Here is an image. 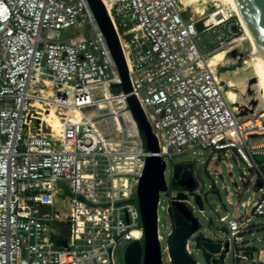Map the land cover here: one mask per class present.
<instances>
[{"label":"built area","instance_id":"2783aa9c","mask_svg":"<svg viewBox=\"0 0 264 264\" xmlns=\"http://www.w3.org/2000/svg\"><path fill=\"white\" fill-rule=\"evenodd\" d=\"M103 2L166 167L167 159L174 165L197 148L225 155L232 149L257 171L241 177L255 188L244 210L236 206L232 219L219 221L229 230L234 264H259V248L243 234L264 229V221L251 224L264 217V161L256 159L264 154V110L245 118L236 112L209 65L212 54L198 43L201 33L214 31L224 48L221 27L234 14L216 7L198 15L177 0ZM68 28L77 33L62 37ZM121 83L88 0H0V264H118L120 250L125 260L132 241L144 242L138 186L153 152ZM53 114L63 126L59 134L48 119ZM63 192L67 212L54 209ZM159 218L162 264H172ZM54 221L69 230L62 244Z\"/></svg>","mask_w":264,"mask_h":264},{"label":"rangeland","instance_id":"374dc122","mask_svg":"<svg viewBox=\"0 0 264 264\" xmlns=\"http://www.w3.org/2000/svg\"><path fill=\"white\" fill-rule=\"evenodd\" d=\"M202 2L203 8L207 13L215 11L217 8L214 4L217 0H198ZM185 3V4H184ZM191 3V4H190ZM195 1L181 0L182 6L191 5L196 14L200 15V11L195 10ZM194 4V5H193ZM225 16L231 15V9L229 7L223 8ZM234 15L227 22L224 27H221V31H226V37L228 44L220 49L219 40L217 38L218 33L214 31H206L201 33L198 43L200 48L204 52L214 54L216 51L228 48L227 57L221 64L215 65L210 59L209 62L216 69L217 75L224 84V90L227 91L228 98L231 105L235 108L236 112L242 116V118L248 117L253 113H258L264 110V73L260 66H255L259 73L255 74L252 63L255 61L251 57L253 46L245 31L241 25L239 18ZM212 19V18H211ZM77 28H68L61 31L62 37H67L77 33ZM231 47V48H230ZM233 48V49H232ZM249 61L248 66L245 62ZM243 65V66H242ZM245 67V69H238ZM223 78V80H222ZM234 81V83H233ZM206 151L202 148H197L194 151L185 153L180 157V163L174 164L167 159V167L165 171V179L168 187H171V193L174 190V184L177 183L175 179L176 170H179L181 176L189 177L192 180L193 188L200 185V179L197 173L192 169L189 171L186 166L191 164L195 166H203L202 179L206 183V190L204 193L205 199V211L199 210L198 206H195V212L206 224L208 217L214 218V225L217 228H222V223L219 218L228 214L232 219V214L236 212V206L239 207L241 212L244 210L241 203L253 196L255 188L252 181H248L250 175H255L257 171L250 169L247 164L241 160L235 150H227L226 155L224 151L220 153L211 154L210 152L204 155ZM256 159L258 161H264V154H257ZM229 164L232 165L231 172ZM264 168V166H263ZM174 169V170H173ZM243 172L248 175L246 181H243L241 177ZM180 176V178H181ZM172 185V186H171ZM69 195L63 192L59 195V199L55 204V210L61 212H67L68 209L63 203V199L68 201ZM257 197V195H256ZM168 205V196L165 191L160 192V203L158 206L159 215V232L166 237V241L169 233L173 230V223L170 215L166 210ZM49 206L44 210L48 211ZM264 221V217L256 216L252 217L251 224H258ZM54 227V234L56 235V245L62 244L67 236H69V230L67 225L63 222L54 221L51 223ZM218 229V230H219ZM221 239L225 238V233L218 231ZM243 240L245 242L251 241V247L264 248V229L255 230L243 234ZM194 257L202 263L206 264L203 256L194 251ZM124 250L119 251L118 264H125L123 257ZM234 254L228 253L224 261L218 264H234ZM257 260L264 262V249L255 255ZM163 264H168L166 260H163ZM237 264H253L251 261H239Z\"/></svg>","mask_w":264,"mask_h":264},{"label":"water","instance_id":"95a60500","mask_svg":"<svg viewBox=\"0 0 264 264\" xmlns=\"http://www.w3.org/2000/svg\"><path fill=\"white\" fill-rule=\"evenodd\" d=\"M88 1L117 62L122 77L121 87L129 94L127 99L139 123L144 146L153 152L146 160L138 186V200L145 230L144 242L135 240L128 245L125 263L140 264L143 256V264H162L158 239V203L161 191H165L168 196L167 212L173 223V230L167 238L171 246L172 264H204L194 257V251L203 256L206 264H218L224 261L230 245L228 228L223 224L222 228H217L213 217H208L205 224L195 212V206H198L200 211H205L206 183L202 179L203 166H198L196 170L200 179L199 188H193V185L187 188L174 186L171 193V187H168L165 179L166 163L156 154L159 151L158 139L152 131L140 101L132 93L128 62L118 32L103 0ZM237 2L264 54V0H237ZM203 27V23L199 21L198 29L202 30ZM206 154L207 152L204 153ZM258 185H262L261 180H258ZM218 229L225 233V238H220Z\"/></svg>","mask_w":264,"mask_h":264},{"label":"bare ground","instance_id":"6f19581e","mask_svg":"<svg viewBox=\"0 0 264 264\" xmlns=\"http://www.w3.org/2000/svg\"><path fill=\"white\" fill-rule=\"evenodd\" d=\"M178 3L181 5V0H177ZM192 1H195V10H199L200 11V15L202 14H205L206 13V10L203 8L202 6V2L200 3L198 0H192ZM185 4V3H184ZM191 4V3H190ZM181 7H186V6H182ZM214 7H217L219 8L220 10H222L223 8H227L229 7L231 9V12H235V15L239 18L240 22H241V25L245 31V34L247 35V38L249 39V41L251 42L252 46H253V51L251 53V57L253 59H255V61L252 63L253 65V69H254V72L255 74L259 71L258 69H256L255 66H260L263 73H264V54L257 42V40L255 39L253 33H252V30L250 29L248 23L246 22V20L244 19L241 11H240V8H239V5H238V2L237 0H217L214 4ZM231 48V47H230ZM233 49V48H232ZM228 48H225V49H222V50H219V51H216L214 54H212L210 57H209V60L211 59L212 62L215 64V65H219L221 64V62H223L225 60V58L227 57V54H228ZM248 66V63L250 64L249 61L245 62ZM209 65L215 69V67L213 65L210 64L209 62ZM243 66V65H242ZM238 69H245V67H240ZM223 80V78H222ZM234 83V81H233ZM46 93V94H45ZM43 94L46 95L47 98H45L46 100L50 99L49 97L52 96V92L50 90H48L47 92L46 91H43ZM57 109L59 111H61L62 113H64V111L67 110L66 107H64V105H58L57 106ZM73 115H76V112L73 110L72 111ZM48 119L50 121V124H51V128L52 130L56 133V134H59L61 133L62 131V125H61V121H60V118H59V115H50L48 116Z\"/></svg>","mask_w":264,"mask_h":264},{"label":"flooded vegetation","instance_id":"af4514ba","mask_svg":"<svg viewBox=\"0 0 264 264\" xmlns=\"http://www.w3.org/2000/svg\"><path fill=\"white\" fill-rule=\"evenodd\" d=\"M179 163H180V160L176 162V164H179ZM186 168H187L189 171H191V170L194 168L193 170L196 172V170H197V168H198V165L195 166V167H193L191 164H188V165L186 166ZM176 172H177V173L175 174V178H176L177 183L174 184L175 186H177L178 188H180V187H182V186H183L184 188H187V187L193 185V184H192V180H190L189 177L181 176L180 173H179V170H176ZM180 176H181V178H180ZM199 187H200V185H198V186L195 187V188H199Z\"/></svg>","mask_w":264,"mask_h":264},{"label":"crops","instance_id":"0c3cea01","mask_svg":"<svg viewBox=\"0 0 264 264\" xmlns=\"http://www.w3.org/2000/svg\"><path fill=\"white\" fill-rule=\"evenodd\" d=\"M258 182V181H257ZM264 249V248H263ZM262 249H258V251H257V253L256 254H258L259 255V253H260V251H261ZM259 261V264H264V262L263 261H261L260 259L258 260Z\"/></svg>","mask_w":264,"mask_h":264}]
</instances>
